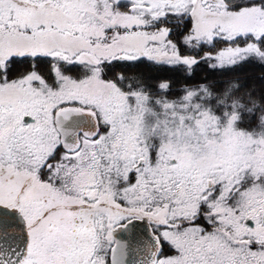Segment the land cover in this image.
I'll return each instance as SVG.
<instances>
[{
    "label": "snow or ice",
    "instance_id": "1",
    "mask_svg": "<svg viewBox=\"0 0 264 264\" xmlns=\"http://www.w3.org/2000/svg\"><path fill=\"white\" fill-rule=\"evenodd\" d=\"M0 264H264V0H0Z\"/></svg>",
    "mask_w": 264,
    "mask_h": 264
}]
</instances>
